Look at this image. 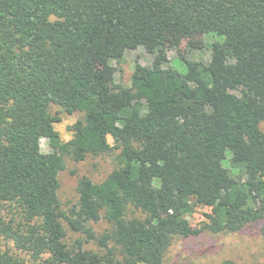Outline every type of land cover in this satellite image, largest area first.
<instances>
[{"label": "trees", "instance_id": "obj_1", "mask_svg": "<svg viewBox=\"0 0 264 264\" xmlns=\"http://www.w3.org/2000/svg\"><path fill=\"white\" fill-rule=\"evenodd\" d=\"M197 37L207 61L165 64ZM137 47L151 65L116 82L110 60ZM51 106L82 112L67 141ZM262 121L264 0H0V264H162L198 206L207 231L264 235ZM113 148L114 168L80 177L63 211V154Z\"/></svg>", "mask_w": 264, "mask_h": 264}, {"label": "rangeland", "instance_id": "obj_2", "mask_svg": "<svg viewBox=\"0 0 264 264\" xmlns=\"http://www.w3.org/2000/svg\"><path fill=\"white\" fill-rule=\"evenodd\" d=\"M166 65H173L183 71L182 58L207 61L210 57V48L203 38L182 39L176 45L168 46L166 50ZM178 57V58H177ZM177 58V59H176ZM176 59V62H174ZM153 55L147 53L142 47L128 49L119 59L110 60L115 68L116 82L124 85L130 84V77L136 63L151 65ZM51 111L56 113L60 120L54 123L62 141L71 137V125L82 118V112L74 111L66 113L58 106H51ZM264 130V121L259 125ZM109 144L113 140L107 137ZM40 148L48 152L51 148L48 140H40ZM117 149H111L108 153L99 155H87L83 160H73L69 155L63 154L64 168L58 174V198L60 208L67 211L76 204V184L80 177L86 176L93 182L101 181L114 168V155ZM226 156H229L227 152ZM210 212L207 206H198L188 215V221L196 232L185 237H175L167 249L162 264H219L225 259H231L238 264H250L256 261H264V235L261 233L260 224L245 227L243 230L233 233H212L202 228L205 221V213ZM67 237L73 239L78 235L71 233L66 224ZM93 230L100 235L108 227L104 220L91 223Z\"/></svg>", "mask_w": 264, "mask_h": 264}]
</instances>
